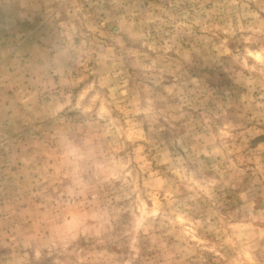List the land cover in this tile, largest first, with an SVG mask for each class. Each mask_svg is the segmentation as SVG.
<instances>
[{"label": "rangeland", "instance_id": "374dc122", "mask_svg": "<svg viewBox=\"0 0 264 264\" xmlns=\"http://www.w3.org/2000/svg\"><path fill=\"white\" fill-rule=\"evenodd\" d=\"M0 264H264V0H0Z\"/></svg>", "mask_w": 264, "mask_h": 264}]
</instances>
